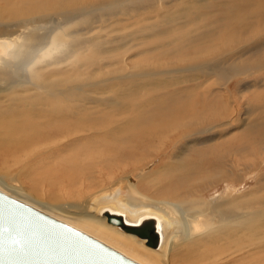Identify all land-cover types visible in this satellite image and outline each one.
Masks as SVG:
<instances>
[{
	"label": "bare ground",
	"instance_id": "6f19581e",
	"mask_svg": "<svg viewBox=\"0 0 264 264\" xmlns=\"http://www.w3.org/2000/svg\"><path fill=\"white\" fill-rule=\"evenodd\" d=\"M206 2L208 3V0H0V160H3V166L8 174L10 169H13L20 177L19 180L26 183L34 181V178L39 176L37 181L41 188L46 189L43 192L46 201L31 199V194L29 195L24 189L23 183L13 179L8 185L5 180L4 182L0 178V193L76 230L80 234V240L85 242L88 239L99 243L136 264H171L172 256L177 258L184 252L187 253L183 256L184 260L191 261L192 264L197 262L192 256L198 257L199 255L204 256L199 262H205L212 258L220 262L224 257L218 258L219 255L224 254L225 246L233 242V238L237 237L233 234L241 227L248 232V237L244 239L242 237L246 235L238 236L234 242L242 244L248 240L251 231L256 228L255 226L258 223H264V193L256 199H252L250 196L256 193L253 190L246 189L244 191L250 193L241 196L244 191L239 193V190L235 188L230 191V186L224 185V183L232 182V184L241 183L244 185L247 177H244V174L255 168L253 154L239 156L237 163L238 167L239 163L241 166L242 174H239L241 177L229 163L221 164V171L217 177L212 179L210 185L214 183L217 186L221 183L226 190L216 193V196L213 195L214 197L212 196L204 203L200 202V193L206 188V185L192 181L194 184L190 183L192 186L187 187V181L183 178L178 180L180 186L172 192L171 198H167V196L163 200H156L150 197L149 193L169 188L175 180L160 188L159 184L164 178L159 177V184L153 181L151 183H156L153 187L144 188L149 192L141 189L146 183L143 180L159 173L168 175L171 169L168 171L169 167L167 169L164 167L159 170V167L152 170L153 167H150V170L148 164L151 162L142 163L144 165L142 168L132 170L138 172V177H132L129 174L130 171L121 172L116 163L120 157L129 158L123 150L128 149V152H132L131 149L134 147L128 143L132 136L128 135L125 143L118 145L114 143L115 146L108 145L114 137L116 138L113 140L119 142L122 132L131 123L126 119L127 117L122 114L115 115L116 113H112L114 116L111 117L110 111L99 112L92 107H86L91 116L101 121L100 127L104 129V131L95 132L88 128V124L79 125L78 120L81 118L75 112L81 108L73 106V103L78 101L74 99L78 92L85 94L87 91L85 89H91L95 84L125 77L118 73L119 70L113 69L101 79L92 81L88 69L93 65V62L86 59L85 55V62L77 61L79 49H82L83 52L91 49L92 54H95L99 50L109 48V41L96 36L97 34H108L106 31H101L102 26L100 27V25L106 24L107 21L110 23L120 21L123 19L121 16H133L132 14L139 16L144 13L154 16L159 22L166 26L169 25V28L174 30L173 26L176 24L173 21H180L179 25L183 26L187 21L186 18L195 8L194 6L198 4L200 7ZM162 6H168L166 8L168 11H163ZM146 17L144 15L143 19H154L151 16H148L151 18ZM261 17L264 18V11H261ZM172 23L174 25L171 27ZM97 26H99V31L94 33ZM143 27V29L129 32L122 24L121 28L126 30L125 34L127 35L124 34L123 37L119 35V37L133 39L143 35L142 37L146 39L148 36L145 31L154 28ZM121 28L120 30H123ZM254 29H242L246 33L243 39L239 37L240 32L232 31L235 34L234 38H231L229 46L225 49L221 47L222 44L215 45L213 43L214 45L212 44V47L208 49L211 53L206 54L205 57L202 56L206 52L195 53L198 55L195 57L204 61L198 62L199 66H192L193 59H191L189 68H206L217 72L219 62H217L218 59H212L214 55L225 56L240 44L248 43L251 38L250 33L258 32L255 31L257 28ZM95 36L98 40L95 39ZM216 38L206 37L209 45ZM253 45L258 48L257 44ZM206 60H210L211 64ZM50 65L52 68L48 67ZM258 68L264 69V64ZM217 73H223L222 69H219ZM80 76L81 79H79ZM226 97L228 94L225 99ZM87 99L83 97L80 101L84 102ZM113 99L109 100L108 98L107 103H113ZM119 99L123 98L119 97ZM92 101L94 100L92 99ZM227 101H223V106L226 107L229 114L230 106ZM76 105L78 106L77 103ZM136 105L140 108L141 103L138 105L136 102ZM221 106L218 105L216 108ZM183 113H179L180 120L184 119L182 118ZM148 117L146 116V118ZM21 119L23 122L20 121ZM216 121L214 120L213 125L217 123ZM204 123L206 124L205 121ZM198 124L199 122L187 121L175 127L159 129L154 134L150 130L153 128L152 124H149L148 127L139 128L140 135L135 144L139 147L142 144L149 145L151 143L157 146V141L161 143L167 139L177 138L190 129L189 134L185 136L186 141L192 140L190 142L197 145L200 144L199 139L203 134L202 130L194 131L195 127L199 126ZM43 128L45 133H42ZM212 128L214 129V126ZM143 135L147 136L148 142L139 139ZM76 140H79V143H75ZM207 141L209 140L205 142ZM85 144L87 146H84ZM98 145H102L107 150L101 155L97 149L99 156L95 154ZM179 145L177 147L180 152L187 148L185 144L181 147ZM156 146L154 145L155 148L152 150L156 149L158 154L161 145L160 148ZM87 147L92 149L87 150ZM254 149L251 151H256ZM67 151L69 153L77 152L78 156H67ZM4 156L8 157L4 158ZM132 160L134 162V159ZM129 161H131L130 158ZM103 170L106 172L105 178ZM127 173L128 175L124 176ZM249 180L251 179L249 178ZM28 187L34 190L35 185ZM49 190L57 191V203L49 202L51 198ZM193 206H202V208L200 211L190 210L189 208ZM209 230L219 232L223 236L220 241H213L221 245L213 246L206 243L207 246L202 251L199 250L200 254L191 245H198L200 237H203L202 234ZM18 236L21 239V235ZM73 241L75 240L71 237L55 236L53 246L55 248H76L78 244L84 245L82 241L81 243Z\"/></svg>",
	"mask_w": 264,
	"mask_h": 264
},
{
	"label": "rangeland",
	"instance_id": "374dc122",
	"mask_svg": "<svg viewBox=\"0 0 264 264\" xmlns=\"http://www.w3.org/2000/svg\"><path fill=\"white\" fill-rule=\"evenodd\" d=\"M162 7L161 9L163 11H168V9H166L168 6ZM194 7L195 8L192 9L189 16L186 18L187 21L184 24L185 27L184 25H179L180 21H173V23L176 24V26L173 23L171 25V27L174 25V30H171L169 25L166 26L159 22L154 16L144 13L139 16L135 14H132L133 16H121L123 19L120 21L117 20L111 23L110 21H107L106 24L104 23L103 25H100V27L102 26L101 31H106L108 34H97L96 36L99 39L109 41V48L99 50L95 54H92L91 49H88L85 52H83L82 49H79L77 52V61L79 63L85 62L84 57L86 56V59L93 62V65L88 69V72L91 74L90 76L92 81L101 79L105 75L109 74L113 69L119 70L118 73L127 78L124 77L121 79L95 84L91 89L84 88L87 90L85 94L78 92L74 96V99L78 101H75L73 106L81 109L75 112V114L81 118L78 120L79 125L88 124V128L94 130L95 132H100L101 130L104 131V129L100 127L101 121L91 116L86 107H92L94 110L99 112L110 111L111 117L114 116L112 113H116L115 115L122 114L127 117L126 119L131 123L127 125V128L123 131L124 133L122 132V138L120 137V140H118L121 143L116 142L117 140H113L116 138L114 137L108 145L115 146L116 144L125 143L127 141V136H132V138L129 139L130 142L128 141V143L135 149H131L132 152H128V149L123 150L124 153L128 154L131 161H129V158L125 159L120 157L116 162L121 169V172L130 171L129 174L132 177H138V172L132 171L133 169H140L144 166L143 164L148 162H151L148 164L150 170L152 167V170H156L159 167V170H162L164 167H166V169L169 167L168 171L171 169L168 175L159 173L143 180L146 183L143 184L141 189L151 188L156 183L159 184V177L164 178L159 184L160 188L175 180L169 188H162L159 192L149 193V196L156 200H163L167 196V198H171L172 192L180 186L178 184V180L183 178L188 182H186L187 187L192 186L191 184H194L193 182H196L197 184L204 183L206 185V188L200 193V202L204 203L205 201L211 199L213 195L216 196V193H221L226 190L225 187H222L221 183L217 186L214 183L210 185L212 179L217 177V174L221 171V164L229 163L233 169L237 170L236 172L238 175L242 174L240 171V163L239 167L237 163L239 162V156H249V154H253L252 156L254 158L252 159L255 168L244 174V177L247 176L244 185H241V183L232 184V182L224 183V185L230 186V191L234 188L239 190V193L246 189L253 190V192L256 193L250 196V198L252 197V199H256L260 194L264 193V183H262L264 180V69L258 68L264 64V18L261 17V11H264V1L208 0V3L206 2L202 6L199 7L198 4H196ZM144 15L147 16L146 18L154 17V19L144 20ZM121 23L124 24L125 29L129 30V32L136 29H143V26L153 27L154 29L145 31V34L147 33L146 36H148L146 39L145 37H142L143 35L133 39H122L119 35H122L123 37L126 30L121 28ZM112 26L114 28L116 27V29H113ZM117 26L123 30H120ZM98 27L99 26H97L94 33H98ZM248 28H257L254 30L258 31L250 33L251 38L248 43L240 44L235 50H232L231 52L229 51L225 54V56H221L220 54L218 56L214 55L212 58L213 60L214 58L218 59L217 62H219V64H217L218 69L216 71L218 72L219 69H222L223 73L218 74L215 70L211 71L206 68H189L191 65L199 66L198 62L200 63L204 61L199 57H195L198 56L195 55V53L200 54L201 52H206L202 56L205 57L206 54L211 53L208 49L212 47L213 43L215 45H219L220 43L222 44L221 47L225 49L229 46L231 38H234L235 34L232 31L236 30L240 32L239 37L243 39L246 36V33H244L242 29L248 30ZM96 36L95 39L98 40ZM207 36L217 38L215 41H211L209 45L208 39H206ZM253 44H257L258 48H255ZM217 51L219 52V50ZM190 55L194 56L191 57ZM191 59H193L192 64L190 63ZM82 60L83 62H81ZM210 60L206 61L211 64ZM189 63L191 65H189ZM48 67L52 68L51 65ZM81 70L83 71V68ZM143 73L147 74L144 75ZM81 78L82 77L80 76L79 79ZM227 94L228 97L225 99ZM83 97L88 98L84 101L85 103L80 101ZM119 97L123 99L121 100ZM108 98L109 100L114 98L113 103L108 104ZM92 99L94 101H92ZM224 99L228 100L227 102L230 106L229 114L227 113L226 107L223 106V101H225ZM136 102H138V105L141 103L140 108L136 105ZM218 105L222 106L216 108ZM13 108L14 106L12 109ZM183 109L185 111L184 113ZM180 112L183 113L182 118L184 119L180 120ZM146 116L150 117L146 118ZM82 118L85 119L83 120ZM214 120H217L215 125H213ZM20 121L23 122L22 119ZM187 121L191 123L199 122V126L195 127L196 129L194 131L202 130L203 134H201V138L199 139L200 144L193 145L190 142L192 140H189V142L186 141L187 139L185 136L186 134H189L188 131H190V129H187L184 134L177 136V138L167 139L161 143L160 141H157L158 145H154L158 148H160L159 146L161 145L158 154L156 149L152 150L155 148L152 143L149 145L142 144L140 147L135 144L137 137L140 135V127L145 128L152 124L153 128L150 130L153 132L152 134H154L159 131V129H168ZM218 125L220 126L218 127ZM213 126L214 129H211ZM44 130L45 129L43 128L42 133H45ZM139 139L144 142H148L149 140L146 135L139 137ZM206 140L209 141L205 142ZM75 143H79V140H76ZM177 144H181L179 145L180 147L185 144L187 148L183 150V152H180ZM84 146L87 145L85 144ZM86 149L91 150L92 148L87 147ZM97 149L101 155L107 151L102 145H98L95 151L96 155H98ZM253 149L256 151H251ZM66 155L73 157L78 156L77 152L69 153L68 151ZM152 155H154V157H152ZM6 157L8 156H4V158ZM132 159H134V162ZM103 173L105 178L106 172L104 170ZM126 175H128V173L124 176ZM38 177L39 176H36L34 181L27 183L23 180H19L20 177L16 175L13 169H10L9 174L7 173L6 168L3 166V160H0V178L3 181L5 180L8 185L11 183L12 179L18 182L20 181L23 183V187L27 193L32 195H30L31 199L46 201L43 197V192L46 189L43 187L41 188V185H39L37 181ZM239 177H241V175H239ZM248 177L251 180H249ZM153 181L156 183H151ZM34 185V190L28 187ZM144 190L149 192V190ZM49 191L51 192L49 202L51 204L57 203V191ZM69 191L72 190L69 189ZM246 193L248 194L250 192L244 191L241 196H245ZM230 194L231 193H229V195ZM201 208L202 206H193L189 209H197L200 211ZM208 217L210 219L209 214ZM255 227L256 228L251 231V236L248 240H246L247 242H242V244L234 242L235 238L246 235L242 238L247 239L248 232L241 227L233 234L237 235V237L233 238V242L225 246L226 249L224 254H220L218 257H224L221 259L222 262H217L215 258L206 260L205 262H199V260H202L204 257L199 255L198 257L192 256L197 261L193 264H264V223H258ZM248 230H250V228H248ZM202 235L203 237H200L201 240L198 242L199 244L197 243L198 245H191L198 253L201 254L200 251H202L207 245H221L220 243H217L218 245L216 244L217 241H220V239L223 238L219 232L209 230ZM206 243L208 244L206 245ZM186 254V252L179 254L180 257L177 258L176 256H172L173 259L171 258V264H192L190 263L191 261L189 262L184 260L183 256Z\"/></svg>",
	"mask_w": 264,
	"mask_h": 264
},
{
	"label": "water",
	"instance_id": "95a60500",
	"mask_svg": "<svg viewBox=\"0 0 264 264\" xmlns=\"http://www.w3.org/2000/svg\"><path fill=\"white\" fill-rule=\"evenodd\" d=\"M55 236L82 241L76 230L0 193V264H136L88 239L55 248Z\"/></svg>",
	"mask_w": 264,
	"mask_h": 264
}]
</instances>
